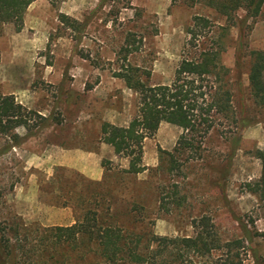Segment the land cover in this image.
Segmentation results:
<instances>
[{"label":"rangeland","instance_id":"374dc122","mask_svg":"<svg viewBox=\"0 0 264 264\" xmlns=\"http://www.w3.org/2000/svg\"><path fill=\"white\" fill-rule=\"evenodd\" d=\"M62 15L70 27L62 23ZM195 15L215 20L208 8L189 0H35L19 32L11 24L1 26L0 96L11 95L23 113L48 117L44 126L33 117L38 126L30 137H24L22 127L0 134V244L8 241L13 249L9 264H30L51 254L53 261H97L84 247L82 260L75 250H66V259L51 248L53 233L48 230L72 225L85 210L113 214L136 231L143 221L157 236H192V219L202 215L223 241L242 238L239 222L252 233L264 231V206L245 187L260 172L251 153L264 148V126L251 103L246 75L249 51H264V4L253 21L238 12L243 27L229 28L221 56L236 82V114L251 121L228 166L222 196L218 170L227 163L230 146L219 132L207 137L203 160L186 163L180 173L165 169V153H172L181 133L176 126L161 123L144 140L145 170L138 175L124 173L127 160L98 142L103 121L126 126L135 114L136 95L113 76L126 36L131 49L127 61L150 73L149 84H167ZM77 151L96 154L104 165L100 180L61 165L69 164ZM173 184L185 201L179 207L171 204L165 213L159 197L163 187L171 193ZM133 204L137 214L131 211ZM234 252V264H264V238L256 236ZM219 255L216 251L199 264H218Z\"/></svg>","mask_w":264,"mask_h":264},{"label":"trees","instance_id":"16d2710c","mask_svg":"<svg viewBox=\"0 0 264 264\" xmlns=\"http://www.w3.org/2000/svg\"><path fill=\"white\" fill-rule=\"evenodd\" d=\"M34 1L0 0V28L3 24H11L14 31L19 32L24 14ZM189 2L208 8L215 20L202 15L192 17L186 29L187 38L182 46L180 61L169 83L149 84L150 73L127 61L131 49L128 48L129 35L126 36L124 46L118 53L122 62L113 76L136 95L135 114L126 126L103 121L99 127L98 142L111 147L115 156L127 160L124 173L138 175L145 170L142 164L144 140L152 137L161 123L176 126L181 133L172 153H165L168 157L165 169L167 172L174 170L180 173L186 163L203 160L207 137L213 131L219 132L230 146L227 163L218 170L219 180L223 181V184L219 181L222 196L228 166L239 147L242 133L251 121L236 114L233 105L236 82H233L231 70L222 63L221 56L225 51L229 28L241 30L243 27L238 12H243L245 20L253 21L259 16L264 0ZM61 20L70 27L66 16L62 15ZM217 20H224L225 24L220 25ZM248 56L246 75L249 95L260 116L258 122L264 126V51L251 50ZM22 111L11 95L0 96L1 135H8L22 127L27 138L33 135L38 126L33 117L40 119L39 124L42 126L48 120V117H41L35 112ZM175 155L182 159H175ZM251 157L258 161L260 172L257 179L246 183V191L256 199L258 205L264 206V148L254 149ZM101 166L104 167L103 163ZM178 194L177 184H173L171 193L163 187L159 197L160 209L169 213L171 204L173 207L182 205L185 196L178 197ZM222 200L226 203L225 197ZM131 211L137 214L138 207L131 205ZM138 223L141 227L136 231L135 226L120 223L113 214L104 217L97 211L85 210L72 225L48 230L53 233L51 248H58V256L66 259V250H75L80 260L83 259V247L87 248L92 257L98 259L90 264H199V261L209 259L216 251L220 252L216 259L218 264H234L238 258L235 250L241 249L244 243L252 242L256 236L264 238V231L252 233L239 222L242 238L223 241L205 215L192 219V236H157L150 231L148 224L140 220ZM12 252L8 241L4 245L0 244V264H9L7 260ZM255 256V261H259ZM53 257L54 254H51L48 259L32 261L30 264H86V261H53Z\"/></svg>","mask_w":264,"mask_h":264},{"label":"crops","instance_id":"0c3cea01","mask_svg":"<svg viewBox=\"0 0 264 264\" xmlns=\"http://www.w3.org/2000/svg\"><path fill=\"white\" fill-rule=\"evenodd\" d=\"M69 164H61L69 168H73L80 174L91 180H100L103 175V168L100 165L99 158H96L94 153H86L87 156L83 155V152L77 151ZM92 156V157H90ZM96 158V159H95ZM60 165V163H59Z\"/></svg>","mask_w":264,"mask_h":264}]
</instances>
